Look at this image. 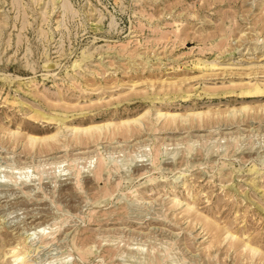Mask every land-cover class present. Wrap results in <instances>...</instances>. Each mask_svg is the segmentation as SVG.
Here are the masks:
<instances>
[{"label": "rangeland", "instance_id": "rangeland-1", "mask_svg": "<svg viewBox=\"0 0 264 264\" xmlns=\"http://www.w3.org/2000/svg\"><path fill=\"white\" fill-rule=\"evenodd\" d=\"M0 264H264V0H0Z\"/></svg>", "mask_w": 264, "mask_h": 264}, {"label": "bare ground", "instance_id": "bare-ground-1", "mask_svg": "<svg viewBox=\"0 0 264 264\" xmlns=\"http://www.w3.org/2000/svg\"><path fill=\"white\" fill-rule=\"evenodd\" d=\"M85 131V130H84ZM32 140H34V138H32ZM38 227V226H37ZM40 230H42V228H40V227H38ZM18 256V255H17ZM14 262H16V261H14Z\"/></svg>", "mask_w": 264, "mask_h": 264}]
</instances>
